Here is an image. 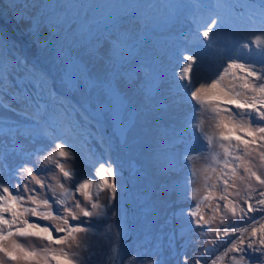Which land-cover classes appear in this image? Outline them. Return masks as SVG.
Segmentation results:
<instances>
[{"label": "snow or ice", "instance_id": "1", "mask_svg": "<svg viewBox=\"0 0 264 264\" xmlns=\"http://www.w3.org/2000/svg\"><path fill=\"white\" fill-rule=\"evenodd\" d=\"M195 7L207 9L206 16L193 21L192 38L199 50L182 48L177 52L169 91L174 89L181 103L192 105L193 116L187 123L197 146L179 154L162 153L167 161L162 168L181 173L180 183H166L163 195H168L170 187L172 196L189 205L181 209L178 227L173 216V239L177 232L183 240L185 232L201 230L192 242H203L205 247L192 264H209L200 256L207 257L209 245L216 247V242L200 238L211 234L217 241L231 239L210 264H226V259L227 264H264V0L258 5V30L232 29L227 34L220 10L255 5L233 6L226 0H214ZM41 25L43 17L37 21V44L44 48L53 45L50 51L60 85L49 88V79L57 77L24 63L34 85L25 104L34 110L35 124L63 121L75 135L83 120L81 113L87 114L86 101L79 105V112L75 108L69 111L60 89L82 90V82L107 93L109 109L122 127L121 114L128 111L129 103L124 84L149 99L161 94L162 83L145 62L132 71L126 67L144 43L136 32L137 22L114 25L107 35L87 40L82 38L83 30L80 37L70 39L61 36L57 25L49 24L43 44L39 41ZM77 48L82 51L74 56ZM84 57L101 61L102 75L93 77ZM206 60L214 70L209 71ZM2 68L0 59V82L6 79ZM73 114L79 119L73 120ZM43 138L51 145L47 149L27 151L17 145L23 155L14 169L6 163L7 154L0 153V171L15 178L14 184L0 179V264H88L91 256L83 254L91 247L86 243L90 236L109 241V264H161L159 255L142 260L123 246L125 225L115 203L120 184L114 162H93L90 174L83 175L74 166L81 155L70 140L47 132ZM196 161L207 166L195 167ZM229 215L245 224L220 228ZM101 221L106 228L97 232ZM189 260L185 254L178 264H189Z\"/></svg>", "mask_w": 264, "mask_h": 264}, {"label": "rangeland", "instance_id": "2", "mask_svg": "<svg viewBox=\"0 0 264 264\" xmlns=\"http://www.w3.org/2000/svg\"><path fill=\"white\" fill-rule=\"evenodd\" d=\"M212 2L214 0H0V59L3 60L2 70L6 73V79L0 82V153L7 154L6 163L14 169L23 155L17 145H22L27 151L47 149L51 146L43 138L47 132L68 139L75 145L81 159L74 166L83 175L90 174L93 162L98 164L111 159L118 169L120 188L115 203L120 221L125 225L123 246L142 260L159 255L161 264H178L186 254L190 258L189 264H192L205 247L203 242H192L197 239L196 233L200 229L193 233L185 232L183 240L177 232V238L173 239V216L178 227L182 223L181 209L189 205L172 196L170 187L168 195H163L166 183H180L181 173L179 169L162 168V164L167 163L162 153L167 150L179 154L187 147L197 146L187 123L193 116L192 105L187 101L181 103L175 96V90L169 91V85L177 67V52L182 48L199 50L192 38L196 27L193 21L206 16L207 9L195 5ZM261 2L226 0L233 6L255 7L221 9L225 33H230L232 29L242 32L258 30L261 27L258 8ZM41 17L44 18V25L39 30L40 44L48 39L49 24L57 25L61 36L68 35L70 39L72 36L80 37L83 30L82 38L87 40L107 35L114 25L137 22L136 32L144 43L126 67L132 71L138 63L145 62L162 83L161 94L149 99L128 83L124 84L123 93L129 103L128 111L121 114L122 127L109 109L107 93L100 88L90 89L82 82V90L60 89L69 111L75 108L79 112V105L86 101L87 114L81 113L83 120L76 126L75 135L68 131L63 121L35 124L34 110L25 104V98L34 90V85L24 63L57 77L55 81L49 79V88L53 84L57 88L60 85L50 51L53 45L49 43V47L44 48L37 44L35 31ZM69 27L73 28V32H68ZM81 51L73 49V55ZM83 59L93 77L102 75L101 61L93 62L88 57ZM206 64L209 71L214 70L210 60H206ZM72 119L79 117L73 114ZM193 165L207 166L203 161L193 162ZM0 179L5 183H15V178L7 171H0ZM205 211L209 212L208 209ZM244 224V220L229 215L225 223L218 226ZM105 228L101 221L95 231L103 232ZM200 239L216 242V247L209 245L207 257L200 256L210 264L212 259L222 254L227 247L226 241L231 237L217 241L211 234ZM86 243L91 244L89 251L83 254L91 256L88 264H109L111 249L108 240L90 236Z\"/></svg>", "mask_w": 264, "mask_h": 264}]
</instances>
